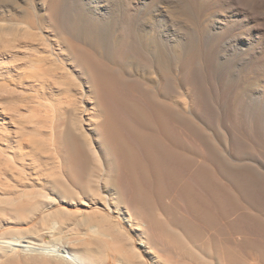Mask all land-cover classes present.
I'll list each match as a JSON object with an SVG mask.
<instances>
[{"label": "bare ground", "instance_id": "bare-ground-1", "mask_svg": "<svg viewBox=\"0 0 264 264\" xmlns=\"http://www.w3.org/2000/svg\"><path fill=\"white\" fill-rule=\"evenodd\" d=\"M90 3L43 0L52 35L35 45L21 19L0 18V264H264V164L245 141L243 102L207 80L201 46L176 58L190 96L166 100L174 52L163 54L162 35L146 42L144 25L105 24ZM130 60L153 68L151 87L128 77ZM171 186L187 215L162 207ZM232 211L230 240L201 236Z\"/></svg>", "mask_w": 264, "mask_h": 264}, {"label": "rangeland", "instance_id": "rangeland-1", "mask_svg": "<svg viewBox=\"0 0 264 264\" xmlns=\"http://www.w3.org/2000/svg\"><path fill=\"white\" fill-rule=\"evenodd\" d=\"M0 1H2V3H0V5H1L0 6V18L5 19V21L8 22V23H6L7 24L6 26H9L8 25L9 23L12 24V22L14 23L16 21H18V23H19L20 19H21L22 23L20 22L21 24L19 26L21 27V29H23V31L27 30V32L29 33L28 41L30 44H32V45L37 44L39 42V39L45 40L46 38L43 37L44 35H42V34H46L48 36L52 35V33H50L51 31L47 30L48 26L46 23V19L44 17V10H43V7H41L43 0H31V1H29V0H10L11 5H10V2H8L9 0H0ZM5 1H7V2L5 3ZM51 1H53V0H51ZM91 1H92V3H90L88 5L89 7H87V9L89 8L88 10H90L89 12H91V15L93 17L101 19V22H104L105 24L107 23L109 25L110 24L112 25L113 23H118V22H122V24L129 22L131 25L133 24L132 27H134V29H136L137 27H140V26L142 27L144 25L145 26L144 32H140L139 34H142L144 36V38H145L144 40L146 42H148V40H150V41L156 43L159 40L160 34L162 35V38L160 39L162 42L160 44V47L161 48L163 47L162 48L163 54L165 56L169 55L167 52L168 48H172V50L174 52V57L172 59L173 71L170 74L171 75V77H170L171 81L168 85L167 94H166V100H168L172 103H175L177 100H178V102H182L183 100L187 99L190 96L189 92L191 90L188 86L186 87L185 83L181 80V75H180L179 71L177 70V67H178V65H177L178 63H176L177 62V59H176L177 56L180 54L184 55L185 53L189 52L190 49L202 47L201 49H203L204 52H206L207 63H208V66L206 69L207 80L209 82H211L216 88L222 90V93L226 96L227 102H229V101H230V103L235 102V100H237L238 98H239L238 100L243 102L244 112L239 115V120H240V123L242 125V129H244L245 141L253 150L259 152V155H257L253 159L264 164V147H263L264 146V0H180V1L179 0H176V1L175 0H171V1L170 0H164L165 2L163 0H154V1L153 0H134V1L133 0H91ZM178 1L180 2V4ZM183 1H184V3H183ZM28 2H30V3H28ZM99 3H101V4H99ZM156 3H157V5H156ZM172 3H174V4H172ZM238 3H241V4H239V6H238ZM5 4H6V6H3ZM17 4H19V5H17ZM26 4L30 5V6L27 7ZM124 4H126V5H124ZM136 4H138V5H136ZM36 5H37V7H36ZM110 5H112V6H110ZM25 6H26V8L24 9ZM31 6H32V8H31ZM173 6L174 7L176 6L177 8L176 7L174 8ZM2 7H4V8H2ZM27 8H30V9H28L29 11L27 10ZM110 8L113 10H111ZM166 8H168V9L166 10ZM181 8H183V9H181ZM2 9H4V10H2ZM7 9L9 11H7ZM129 9L131 11H129ZM20 10H22V11H20ZM126 11H128V12L126 13ZM2 12L4 15H2ZM102 13H104V15ZM159 13L161 15H163V17L160 18L159 22H157L155 25L152 19H154L155 18L154 16H156ZM6 14H8V15L10 14V17H7L8 15H6ZM15 14L17 15L16 16L17 19H16V17H14ZM25 14H26V16H25ZM30 14H32V17L30 16ZM118 14H119V16H118ZM114 15H115V17H114ZM118 17H119V19H118ZM152 17H154V18H152ZM30 18H32V19H30ZM121 18H122V20H121ZM168 18L170 19V21H167V20H169ZM25 19H27V20L25 21ZM187 19H189V20H187ZM32 20H35L36 23H39V24L36 25L35 21H32ZM27 21H29V22L27 23ZM176 23L177 24L179 23V24L177 25ZM0 24H1V22H0ZM28 24L31 25L29 28L26 27V25H28ZM44 24H46V25H44ZM189 24H191L192 26ZM38 25L40 27H36ZM186 25H189L188 28ZM170 26H172V27H170ZM31 27H32V29H35V27H36V29L39 31H37L36 29H35L36 31L32 30V29H30ZM28 29H29V31H28ZM19 30H20V28H19ZM40 31H41V34H40ZM181 31H182V33H181ZM20 32L21 31H18L17 34ZM46 32H48V33H46ZM115 33H116V31H114V33H113L114 36H115ZM151 34H153V35H151ZM101 37L103 39H106L107 34L102 33ZM172 38H174V39H172ZM178 40L180 43L178 42ZM30 41H32V42H30ZM230 41H232V42H230ZM182 44L185 45L184 51L180 48L181 47L180 45H182ZM231 44H232V46H228ZM211 49H214V52H211L212 51ZM220 51H222V52H220ZM222 53H224V54H222ZM218 57H219V59H218ZM143 59L147 60L146 56L143 57ZM227 60H229V61H227ZM129 62H130V65H129L128 77L132 80L137 81L139 84H141L142 88L151 87V85L154 83L151 81V78H152V76H153L152 79H154L156 77L155 75H153V73H154L153 68L150 67L149 68L150 72H148L149 70L147 67H146V69L145 68L144 69L138 68L135 60H130ZM52 63H53V65H52ZM154 63H155V61H154ZM50 64L52 66L47 67V65H50ZM45 66L49 69L51 68V71H53V72L56 71V73H59V75L61 73L62 74L65 73L66 75H64V76L67 77L66 79L70 83H71V81L74 82V80L71 79V77L69 75H67L66 70L61 69L62 66L58 62H56V63H54V62L50 63L49 62V64H46ZM215 66H217V67H215ZM52 67H54L53 68L54 70L52 69ZM134 67H136V68H134ZM134 69H135V72H134ZM143 70L147 74L143 73ZM146 70H148V71H146ZM132 71L134 73H132ZM138 72H139V74H138ZM142 73L145 75L143 76ZM62 74H61V76H62ZM151 74H152V76H151ZM155 74H156V72H155ZM136 76H138V77H136ZM233 76H234V78H233ZM172 78L175 79V81L172 80ZM261 79H263V80H261ZM255 80H257V81L255 82ZM74 84H75V82L72 83L73 86H74ZM262 84H263V86H262ZM181 89H182V91H181ZM252 89H254V90H252ZM173 90H174V93H173ZM178 91H181L180 94H178L179 93ZM173 95L175 97L177 96L178 98L177 97L174 98ZM132 97H134V96H132ZM134 98H136V97H134ZM178 102H176V104ZM254 108H256V110L258 111L257 124L252 120V113H253L252 110ZM67 116L68 115H66V117ZM207 128L210 130V131L209 130L208 131L211 134V136L214 140V143L217 146L221 147V136H220L221 128L218 127L216 125V123L214 122V120H212V119L208 120ZM263 168H264V166H263ZM184 175H185L184 178L187 180L189 178V175H186V174H184ZM168 196H170V198ZM175 202H176V204H175ZM262 202L263 203H260L258 207H259V209L263 210L264 209V205H263L264 201H262ZM161 205L163 208L167 209L170 213L175 214V212H177L178 214L183 213L184 215H187L186 209L184 208V206L181 202V199H180L179 195L177 194V187L176 188L172 187V186L169 187L168 195L162 199ZM240 207L248 209L250 206H248V204L245 203L244 201H240ZM234 216H235V212H233V211L230 212V214H228L226 216V218L220 219L213 229H203L201 232V236L204 238H207L209 233L214 234V232H215L218 239L230 240L232 235H231V232H229L227 230V224L231 219L234 218ZM139 246L141 247L142 244L139 243Z\"/></svg>", "mask_w": 264, "mask_h": 264}]
</instances>
